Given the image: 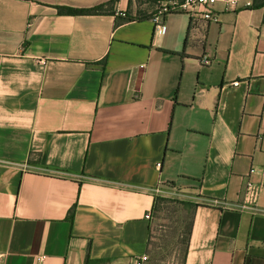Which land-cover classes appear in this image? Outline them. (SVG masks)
<instances>
[{
	"label": "crops",
	"instance_id": "obj_1",
	"mask_svg": "<svg viewBox=\"0 0 264 264\" xmlns=\"http://www.w3.org/2000/svg\"><path fill=\"white\" fill-rule=\"evenodd\" d=\"M107 1L0 0V264H264V0Z\"/></svg>",
	"mask_w": 264,
	"mask_h": 264
},
{
	"label": "built area",
	"instance_id": "obj_2",
	"mask_svg": "<svg viewBox=\"0 0 264 264\" xmlns=\"http://www.w3.org/2000/svg\"><path fill=\"white\" fill-rule=\"evenodd\" d=\"M217 1L223 2L228 8L236 9L241 3L245 5H250L252 0H167L160 2L154 16L155 31L159 34L162 33L164 25L160 20L165 14L172 12H182L190 17V21L195 25H207L209 22L216 20V14L214 12V4ZM207 59L204 57L202 63H206ZM237 84V82H234ZM246 200L250 203L255 201L257 196V188L254 184L246 183ZM176 194V192H172ZM245 207V206H243ZM252 209H255L252 207ZM146 218L149 214L145 215ZM146 256H142L140 259L136 260L135 264H141L142 261L146 260Z\"/></svg>",
	"mask_w": 264,
	"mask_h": 264
},
{
	"label": "trees",
	"instance_id": "obj_3",
	"mask_svg": "<svg viewBox=\"0 0 264 264\" xmlns=\"http://www.w3.org/2000/svg\"><path fill=\"white\" fill-rule=\"evenodd\" d=\"M117 0H109L105 3L94 5L88 8H76L71 6H56L57 12L59 14H66V15H83V14H102L111 12L109 9L114 5ZM130 18H122L121 21H128Z\"/></svg>",
	"mask_w": 264,
	"mask_h": 264
},
{
	"label": "rangeland",
	"instance_id": "obj_4",
	"mask_svg": "<svg viewBox=\"0 0 264 264\" xmlns=\"http://www.w3.org/2000/svg\"><path fill=\"white\" fill-rule=\"evenodd\" d=\"M179 256H180V248L178 246H174L166 254V256L160 257L153 264H179Z\"/></svg>",
	"mask_w": 264,
	"mask_h": 264
}]
</instances>
